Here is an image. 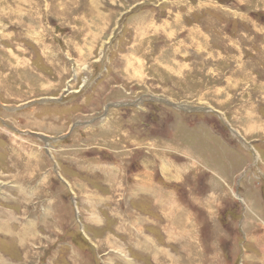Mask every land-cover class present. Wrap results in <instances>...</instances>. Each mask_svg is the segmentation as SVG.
Instances as JSON below:
<instances>
[{"label":"rangeland","instance_id":"1","mask_svg":"<svg viewBox=\"0 0 264 264\" xmlns=\"http://www.w3.org/2000/svg\"><path fill=\"white\" fill-rule=\"evenodd\" d=\"M180 235L264 264V0H0V264H182Z\"/></svg>","mask_w":264,"mask_h":264},{"label":"crops","instance_id":"2","mask_svg":"<svg viewBox=\"0 0 264 264\" xmlns=\"http://www.w3.org/2000/svg\"><path fill=\"white\" fill-rule=\"evenodd\" d=\"M216 178H219V177L217 176ZM189 189L190 188L188 187V190ZM167 192L168 191H165L164 193L166 194V196L168 198V204H170V207L172 209L173 208H177V207H179L181 209L185 208V205H183L182 200H179V201L175 202L173 200V197L171 196V194L167 193ZM221 192L226 193V194L228 193V191L225 190V189L221 190L220 186L217 185V181L214 178V175L212 174V176L210 177V180H209V184L207 185V188H206L204 194H202V195L196 194L195 195V200L192 201L193 200L192 193L191 194L188 193L187 197L185 198L187 200L186 201V206L188 205V202H189L191 205H194L198 209H200V207L202 209H205L206 213L208 212V215L210 213H212L214 215V211L213 210L215 208H217L218 206H220V193ZM231 192H233V191H231ZM155 194L158 197H164V199H166V196H164V195H159L157 192H155ZM185 210H186V208H185ZM181 213H183V219H185V222H186L185 212L183 211ZM165 216H166V214H165ZM212 226H213V220L210 219V225L208 224L207 233H210V231L212 229ZM244 230H246V229L244 228ZM196 234H197L196 240L201 243L200 246H199V249H201L200 247H202V248L205 247L203 245V243L201 242V240H203V236H202L201 232L200 233L197 232ZM186 239L183 238L180 235V239H179V255H180L182 264H191V260H189V261L187 260V257H190V253L187 250L188 241ZM246 254H248V252H246ZM173 257L177 258L176 255L173 256ZM178 262H179V260H175L176 264H178Z\"/></svg>","mask_w":264,"mask_h":264},{"label":"water","instance_id":"3","mask_svg":"<svg viewBox=\"0 0 264 264\" xmlns=\"http://www.w3.org/2000/svg\"><path fill=\"white\" fill-rule=\"evenodd\" d=\"M159 101H161V102H164V103H166V104H170V105H172L173 107H175V108H177V109H180V110H183V111H196V110H201L202 108H197V107H190L191 105H185V104H177V103H171V102H169L168 100H164V99H161V98H159L158 99ZM40 102H45V101H57V99H55L54 97H50V98H46V99H41V100H39ZM25 105H27V104H25ZM25 105H23V106H25ZM23 106H19V107H16L15 109H20V108H22Z\"/></svg>","mask_w":264,"mask_h":264},{"label":"bare ground","instance_id":"4","mask_svg":"<svg viewBox=\"0 0 264 264\" xmlns=\"http://www.w3.org/2000/svg\"><path fill=\"white\" fill-rule=\"evenodd\" d=\"M33 224H34V223H33ZM110 238H111V236H106V239H105L106 242H105V244H107V243H109V242H110V243H114V242H115V241L112 242ZM112 239H113V238H112ZM160 250H161V249H160ZM162 250H163V249H162ZM168 251H169V250H168ZM166 252H167V251H166ZM168 253H169V252H168ZM169 255H170V254H169ZM171 257H172V256H171ZM1 258H2V257H1ZM175 258H176V257H175ZM164 259H165V258H164ZM169 260H170V259H169ZM172 260H174V258H173ZM172 260H171V261H172ZM175 260H176V259H175ZM170 263H171V262H170ZM173 263H174V262H173Z\"/></svg>","mask_w":264,"mask_h":264}]
</instances>
